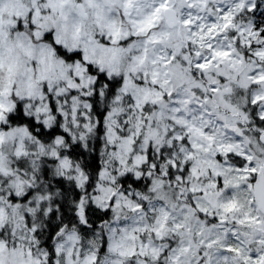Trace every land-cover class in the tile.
Wrapping results in <instances>:
<instances>
[{"label": "snow or ice", "instance_id": "obj_1", "mask_svg": "<svg viewBox=\"0 0 264 264\" xmlns=\"http://www.w3.org/2000/svg\"><path fill=\"white\" fill-rule=\"evenodd\" d=\"M0 264H264V0H0Z\"/></svg>", "mask_w": 264, "mask_h": 264}]
</instances>
